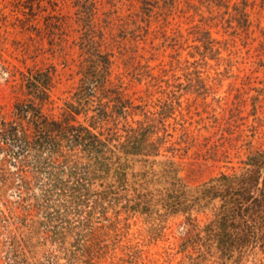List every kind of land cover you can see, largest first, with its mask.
<instances>
[{"label": "rangeland", "instance_id": "1", "mask_svg": "<svg viewBox=\"0 0 264 264\" xmlns=\"http://www.w3.org/2000/svg\"><path fill=\"white\" fill-rule=\"evenodd\" d=\"M0 264H264V0H0Z\"/></svg>", "mask_w": 264, "mask_h": 264}, {"label": "trees", "instance_id": "2", "mask_svg": "<svg viewBox=\"0 0 264 264\" xmlns=\"http://www.w3.org/2000/svg\"><path fill=\"white\" fill-rule=\"evenodd\" d=\"M33 85V84H31ZM40 95L42 96V98L40 97V101L41 103L47 101L48 99V96L46 95V92L42 89H38ZM32 105V104H31ZM16 113H17V116H18V119L21 118V116H23L22 114L23 113H28V111H25L24 109L22 108H18L16 107ZM36 111V110H34ZM39 111H36V113H34V123L35 125H41L42 127L44 126H47V123L45 122V120L42 118L41 119V116H39ZM69 116V115H68ZM39 121L41 122V124H39ZM65 121H69V119H66ZM38 129H41V127H38ZM75 129L74 128H71V126L69 125V123H65L63 128L59 131L61 132V138L63 140H68V136L71 135V132H73ZM80 131H77L75 134V136H72V139L78 143V145L82 146V147H86L88 146L89 144H86L84 143V146L82 145V142H86V139L87 138H92L93 141H97L96 139V136L92 135L88 130L84 129V128H79ZM47 133H51V131H46ZM50 136V134H48ZM8 136V140L13 142V144H16L17 146V143L21 141L20 139V136H19V132L15 129L14 132L10 133L7 135Z\"/></svg>", "mask_w": 264, "mask_h": 264}]
</instances>
